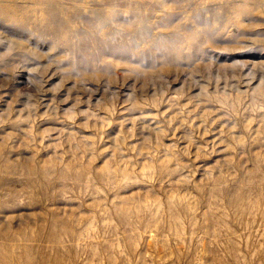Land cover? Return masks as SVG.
Returning a JSON list of instances; mask_svg holds the SVG:
<instances>
[{"label":"rangeland","instance_id":"rangeland-1","mask_svg":"<svg viewBox=\"0 0 264 264\" xmlns=\"http://www.w3.org/2000/svg\"><path fill=\"white\" fill-rule=\"evenodd\" d=\"M0 264H264V0H0Z\"/></svg>","mask_w":264,"mask_h":264}]
</instances>
